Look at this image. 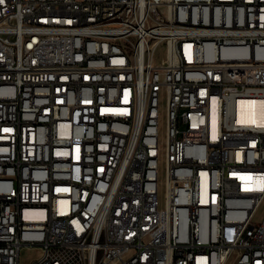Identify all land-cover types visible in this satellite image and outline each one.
<instances>
[{
    "label": "built area",
    "instance_id": "2783aa9c",
    "mask_svg": "<svg viewBox=\"0 0 264 264\" xmlns=\"http://www.w3.org/2000/svg\"><path fill=\"white\" fill-rule=\"evenodd\" d=\"M262 99L264 0H3L0 264H264Z\"/></svg>",
    "mask_w": 264,
    "mask_h": 264
},
{
    "label": "bare ground",
    "instance_id": "6f19581e",
    "mask_svg": "<svg viewBox=\"0 0 264 264\" xmlns=\"http://www.w3.org/2000/svg\"><path fill=\"white\" fill-rule=\"evenodd\" d=\"M178 21H185V14H178ZM258 105L259 112L264 114V99L259 100ZM119 157H128V150H119ZM263 203L264 199H261V207ZM35 249H37L39 253H42V246H35ZM248 255V246H227L226 258H233V260H235V264H244ZM121 264H131V256L121 257Z\"/></svg>",
    "mask_w": 264,
    "mask_h": 264
},
{
    "label": "rangeland",
    "instance_id": "374dc122",
    "mask_svg": "<svg viewBox=\"0 0 264 264\" xmlns=\"http://www.w3.org/2000/svg\"><path fill=\"white\" fill-rule=\"evenodd\" d=\"M261 210L264 212V203L262 204ZM35 253H39L37 249H35ZM34 255V253H30L29 250L23 249L21 252V264H27L29 261V256ZM233 260V258H231Z\"/></svg>",
    "mask_w": 264,
    "mask_h": 264
},
{
    "label": "snow or ice",
    "instance_id": "6c2138e0",
    "mask_svg": "<svg viewBox=\"0 0 264 264\" xmlns=\"http://www.w3.org/2000/svg\"><path fill=\"white\" fill-rule=\"evenodd\" d=\"M3 2V0H0V3H2Z\"/></svg>",
    "mask_w": 264,
    "mask_h": 264
}]
</instances>
